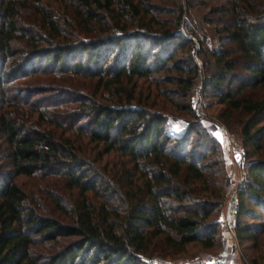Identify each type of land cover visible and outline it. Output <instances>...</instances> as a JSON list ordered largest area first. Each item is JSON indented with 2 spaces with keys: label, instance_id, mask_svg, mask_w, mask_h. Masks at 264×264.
<instances>
[{
  "label": "trees",
  "instance_id": "16d2710c",
  "mask_svg": "<svg viewBox=\"0 0 264 264\" xmlns=\"http://www.w3.org/2000/svg\"><path fill=\"white\" fill-rule=\"evenodd\" d=\"M153 1L62 0L59 12L40 0H0V160L8 165L0 170V264H147L191 242L215 245L219 223L208 217L222 205L226 184L223 158L205 159L217 150L214 133L188 126L171 136L161 113L128 105L137 100L131 92L124 105L102 103L76 85L65 99L4 94L15 71L25 74L30 66L27 74L67 76L70 87L77 84L73 76L87 77L97 87L113 86L117 96L133 79L173 82L166 93L188 98L199 66L191 52L173 59L191 43L177 32L184 5L166 0L171 17L161 19ZM221 1L209 11L218 14L223 48L210 52L214 69L204 75L203 89L222 103L218 117L238 128L243 145L261 149L247 166L252 179L238 186L234 221L237 238L253 241L264 224L241 218L260 217L250 206L264 212V123L258 125L264 120V0ZM22 39L30 48L15 59L21 50L14 44ZM166 99L194 116L189 99ZM235 113L245 116L233 122ZM192 131L201 149H187ZM112 151L124 158L116 170L100 163ZM19 174L76 190L72 214L61 196L47 194L67 220L39 213L15 182ZM248 263L264 264V255Z\"/></svg>",
  "mask_w": 264,
  "mask_h": 264
},
{
  "label": "rangeland",
  "instance_id": "374dc122",
  "mask_svg": "<svg viewBox=\"0 0 264 264\" xmlns=\"http://www.w3.org/2000/svg\"><path fill=\"white\" fill-rule=\"evenodd\" d=\"M42 3L47 4L49 7H53L54 10L65 11L64 3L61 4L62 0H40ZM166 1V0H165ZM184 5V12L182 19L180 20L177 32L180 35L190 38L191 43L186 44L182 48H178L174 52L173 59H182L187 57V53L191 52L195 63L199 66V76L197 81L191 89L188 98H181L180 96L173 95L172 92L166 93L176 87L173 82H158L153 79H133L131 83L124 84V92L117 96L113 86L108 89L100 85L97 87L95 80L91 81L87 77H79L70 75L69 77H75L77 84H73L72 87L68 86L69 78L67 76H59L53 72H42L32 73L30 66L26 69V73L15 71L12 79L9 80L7 85H10L9 89L6 88L5 96L8 97L14 93L17 97H23L25 92L31 99L36 97H57L74 91L76 85L77 91L86 94L88 96H94L98 101L107 104H114L115 101L120 99L121 103H126L127 93H133L135 99L129 102L128 105L133 107H142L154 113H161L165 117L164 129L171 136H180L188 126L193 128H205L206 132L210 135L214 133L218 138L216 145V151L214 153L207 152L205 159L209 157L223 158V174L225 175L226 184V196L221 206L217 207L211 212L208 220L217 221L218 234L216 243L211 248H202L200 244L196 242L188 243L183 250H166L161 252L159 256L153 257L147 260V264H194L199 263L200 257L205 253H214L225 246L231 252V264H249V259L256 257L257 255H264V230L259 232L256 238L252 241L251 239L239 240L237 236H234V228L231 225V213L229 212V201L235 194L237 197L238 186L245 179L248 178L247 166L250 160L261 157V149L255 150L251 147L246 148L242 141L238 128H231L218 117V112L223 106L216 97L210 96L209 89H203V77L207 71L214 69V61L211 58L210 52L215 50L219 51L223 48L221 44V35L218 28L220 24L216 22L217 13L209 11L210 7L216 6L222 3L221 0H180ZM156 11H160L159 16L161 19H168L171 11V4L169 1H153ZM25 20H31V14L28 9H22ZM169 13V14H167ZM158 16V17H159ZM159 18V19H160ZM206 19L214 20L213 22H207ZM148 20V19H146ZM191 30L193 31L191 33ZM26 40L22 39L21 42L14 44L15 49H20L19 52L14 54L15 59H21L22 55L30 48L27 46ZM224 45V44H223ZM202 48V51L199 49ZM20 55V56H19ZM12 57V58H13ZM12 58L10 60L12 61ZM38 63V62H37ZM24 74V75H23ZM158 76L164 75L163 72L157 74ZM172 76L176 75V72H172ZM169 90V91H168ZM32 91V94L29 93ZM264 90L260 92L263 93ZM0 92H4L3 90ZM63 93V94H59ZM257 93V92H256ZM258 94V93H257ZM14 96V97H16ZM173 99L177 102H184L187 99L190 100L193 114L191 116L185 113L183 110L175 108L174 105L166 99ZM1 98V96H0ZM43 101L40 99V102ZM42 103L41 105H44ZM40 105V104H38ZM9 109V107L5 108ZM1 111V110H0ZM245 115L235 113L233 122L236 118L244 117ZM264 120L258 122V125L263 124ZM219 126V127H218ZM220 128V129H218ZM191 137L187 146L188 150L201 149L196 145L197 135L194 131L191 132ZM229 137H234L239 145H241L244 153L240 161H236L234 158L235 149L229 141ZM5 151H0V156H4ZM122 155L117 151H112L102 155L101 164L107 165V167L113 166V170H116L120 163L123 161ZM100 164V165H101ZM8 165L6 160H0V170L7 169ZM107 176L109 174H106ZM111 176V175H110ZM15 182L21 187L22 190L28 195V199L31 205L37 207L38 212L43 215L55 216L67 220V217L59 213L55 205L50 201L47 194L48 191L61 196L62 203L65 205L67 212L72 214L73 207L79 198L76 190H66L62 183L58 180H50L49 183L38 175H16L14 178ZM115 182V180H113ZM248 203V202H247ZM250 204V203H248ZM253 207L256 211L260 212V217L257 219H249L246 217L241 218L243 221L248 223H260L264 224V212L256 206ZM235 221V218H234ZM234 226V223H233ZM231 236V240L225 241L224 239ZM229 239V238H228Z\"/></svg>",
  "mask_w": 264,
  "mask_h": 264
},
{
  "label": "built area",
  "instance_id": "2783aa9c",
  "mask_svg": "<svg viewBox=\"0 0 264 264\" xmlns=\"http://www.w3.org/2000/svg\"><path fill=\"white\" fill-rule=\"evenodd\" d=\"M229 141L234 147L235 152L239 153L238 161H240V159H242L244 150L242 149L241 145L237 143L234 137H229ZM237 203H238L237 197L234 194L231 200L229 201V212L231 213V216H232L231 218L232 229L234 228L233 223H234L235 213L237 210ZM234 236H235V233H234ZM225 241H227L226 238L224 239V243H226ZM231 258H232L231 252L225 246L223 249L217 252L203 254L198 261L200 264H231Z\"/></svg>",
  "mask_w": 264,
  "mask_h": 264
},
{
  "label": "water",
  "instance_id": "95a60500",
  "mask_svg": "<svg viewBox=\"0 0 264 264\" xmlns=\"http://www.w3.org/2000/svg\"><path fill=\"white\" fill-rule=\"evenodd\" d=\"M234 158H235V160L237 161V160L239 159V153L235 152V153H234Z\"/></svg>",
  "mask_w": 264,
  "mask_h": 264
},
{
  "label": "crops",
  "instance_id": "0c3cea01",
  "mask_svg": "<svg viewBox=\"0 0 264 264\" xmlns=\"http://www.w3.org/2000/svg\"><path fill=\"white\" fill-rule=\"evenodd\" d=\"M229 238V239H228ZM227 240H228V242H229V240H231V236L230 237H227Z\"/></svg>",
  "mask_w": 264,
  "mask_h": 264
}]
</instances>
